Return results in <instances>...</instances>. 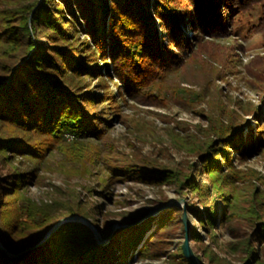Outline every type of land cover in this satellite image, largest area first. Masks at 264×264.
<instances>
[{
	"label": "trees",
	"instance_id": "trees-1",
	"mask_svg": "<svg viewBox=\"0 0 264 264\" xmlns=\"http://www.w3.org/2000/svg\"><path fill=\"white\" fill-rule=\"evenodd\" d=\"M1 1L0 161L9 168L0 173V241L13 253L23 252L12 257L0 247V264H146L165 255L159 264H191L182 245L169 252L164 246L174 225L185 231L177 206L156 225L154 217L134 224L151 208L127 212L133 225L117 228L106 244L78 221L63 223L38 244L60 219L75 214L89 219L105 239L114 224L99 222L97 202H37L24 191L41 182L48 156L55 154L73 170L97 173L101 188H89L95 196L107 198L105 189L114 180L172 185L187 200L190 241L203 264H264V175L237 166L264 152V54L245 64L261 104H236L245 115L254 113L252 122L244 124L242 115L234 119V107L220 96L207 97L213 84L219 92L218 79L238 71L235 46L221 41L232 32L235 15L259 6L255 29L264 37V0ZM41 35L45 41L39 45ZM170 75H183L199 89L168 83ZM169 95L205 102L207 124L188 148L196 160L184 169L148 157L120 158L109 127L122 118L121 101L131 96L163 105ZM220 225L235 237L244 229L242 239L229 242L241 263L222 258L205 242L204 234L217 241Z\"/></svg>",
	"mask_w": 264,
	"mask_h": 264
},
{
	"label": "rangeland",
	"instance_id": "rangeland-1",
	"mask_svg": "<svg viewBox=\"0 0 264 264\" xmlns=\"http://www.w3.org/2000/svg\"><path fill=\"white\" fill-rule=\"evenodd\" d=\"M4 6L5 4L0 0V8ZM259 14L260 8L256 6L249 12L235 15L233 22L230 24L232 32L221 41L235 46L240 57V61L237 62L238 71L228 74L224 79H218L216 83L219 92L213 84L210 86L209 92L214 91L207 96H220L227 104L234 107L237 115L234 116V119L243 116L244 124H247L248 121L252 122L254 113L245 115L243 109L236 106V104L240 103L243 106L249 104V102L256 105L261 104L257 91L249 87L245 72V64L255 55L264 54V37L261 32L255 29ZM223 17H226L225 12ZM187 33L192 35V29L187 28ZM82 37L83 35H81ZM44 41L42 35L36 37V42L39 45L44 44ZM170 51H172V48H170ZM180 77L176 79L174 75H170L166 82L172 83V81L178 80L183 86H189L195 90L199 89L198 84H189L183 75ZM97 80L96 77L91 80L93 87H97ZM111 85L113 90L117 91L114 80ZM96 90L100 91L99 89ZM183 96L184 99H181V97L172 98L169 95L163 105L146 103L131 96L122 100V118L120 120L116 119L109 127V133L114 137L119 152L117 155L122 159L129 160H142L143 157H148L164 165L187 169L196 160V155L188 148L192 143V137L201 136L202 128L207 124V112L203 109L205 106L204 101L191 102L187 96ZM48 160V165L41 171L43 174L41 182L28 184L24 191L37 202L42 200L50 202L53 200L71 199L74 201L79 199L80 202L88 206H94L97 202L100 204L97 211L99 222L103 218H107L125 226L133 225V223H128L127 212L140 208H151L150 210H152L162 206L170 199L184 198L179 196L172 185L145 184L134 180H114L105 189L108 194L107 198L95 196L94 194L97 191L94 190L101 188L97 183V173L82 174L77 170H73L60 154L50 155ZM237 166L244 169L254 168L264 175V152L242 161L239 160ZM8 168L0 161L1 174L7 173ZM89 188L95 189L89 191ZM172 207L159 212L153 216L154 219L156 220L165 210ZM147 219L142 221L141 224H135L137 221L134 224L140 226ZM189 219L191 226L192 219L190 215ZM123 221L125 223H122ZM99 222L97 223L98 227L100 226ZM156 222L157 220L154 221V225H156ZM196 225L204 233L198 222H196ZM240 226H245L248 232L251 233L252 230L249 225L240 223ZM119 227H122V225ZM131 228L133 226L128 230H131ZM230 230L231 228L228 225H220L215 229L218 234L215 243L206 234L203 236L205 242H210L222 258L241 263L242 260H240L237 253L232 251L229 242L242 239L245 234L244 229L239 230L241 234L239 237H235ZM166 235L167 241L164 246H167V252L176 250L185 239V231L178 224L174 225ZM96 239L99 241L97 237ZM191 246H193L192 243ZM166 256L158 260H145L143 262H146V264L164 263Z\"/></svg>",
	"mask_w": 264,
	"mask_h": 264
},
{
	"label": "water",
	"instance_id": "water-1",
	"mask_svg": "<svg viewBox=\"0 0 264 264\" xmlns=\"http://www.w3.org/2000/svg\"><path fill=\"white\" fill-rule=\"evenodd\" d=\"M172 206H177L180 207L182 209V220L185 224V239L182 243V249H183V253L186 256V258L190 261L191 264H203L202 260L199 258L198 254L194 251V249L191 246V242H190V235H189V229H190V219H189V215L187 212V200L185 198H173L168 200L165 204H163L160 207L157 208H153L152 210H150L148 212V214H146L144 216V218H142L141 220L137 221L135 224H141L142 221H144L145 219L149 218V217H153L156 214H158L159 212L163 211L166 208L172 207ZM68 221H78V222H83L87 225H89L93 231L95 232V236L98 238V240L103 243L106 244L109 242V240L112 237L113 232L119 227V226H125L124 224H121L119 222H114L113 226H112V231L111 234L109 236V239H105L103 238L99 231L97 230V228L94 226V224L87 218L79 215V214H75L72 216H68V217H64L62 219H60L55 226L45 235V237L38 243H42L45 240H47L49 237H51V235L58 230V228L65 222ZM38 244H36L35 246H37ZM0 247L3 248L7 254H9L10 256L14 257V256H18L19 254H21L22 252L19 253H13L11 251H9L0 241ZM29 249V248H27ZM25 251V250H24Z\"/></svg>",
	"mask_w": 264,
	"mask_h": 264
}]
</instances>
